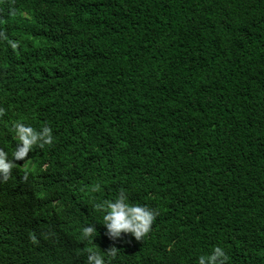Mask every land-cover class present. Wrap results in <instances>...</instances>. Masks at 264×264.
Instances as JSON below:
<instances>
[{
  "label": "trees",
  "instance_id": "1",
  "mask_svg": "<svg viewBox=\"0 0 264 264\" xmlns=\"http://www.w3.org/2000/svg\"><path fill=\"white\" fill-rule=\"evenodd\" d=\"M0 30V147L54 136L0 183V264H264V0H0ZM121 187L157 210L140 240L92 207Z\"/></svg>",
  "mask_w": 264,
  "mask_h": 264
},
{
  "label": "clouds",
  "instance_id": "2",
  "mask_svg": "<svg viewBox=\"0 0 264 264\" xmlns=\"http://www.w3.org/2000/svg\"><path fill=\"white\" fill-rule=\"evenodd\" d=\"M0 40L6 41L12 49H16L19 44L18 40L8 38L2 30H0ZM8 132L15 143L10 152L0 147V183L9 179L15 165L26 159L35 146L50 145L54 140L53 129L47 122L34 127L21 119H13L9 122ZM22 168L26 169L27 164L25 163ZM95 190L94 188L93 191ZM92 207L98 210L100 215L98 222L104 226L105 235L112 241L129 233L135 239L140 240L149 232L157 215L155 208L143 203L132 202L127 189L123 187L117 189L110 198L94 202ZM77 231H82L84 238L95 237L97 233L93 222L78 228ZM32 239L35 241L37 237L32 236ZM119 250L120 248L115 244L107 247L103 253L96 248L89 247L85 250L86 264H106V259L115 257ZM227 260L226 249L218 243L214 244L207 253L199 254L196 258L197 264H226Z\"/></svg>",
  "mask_w": 264,
  "mask_h": 264
}]
</instances>
